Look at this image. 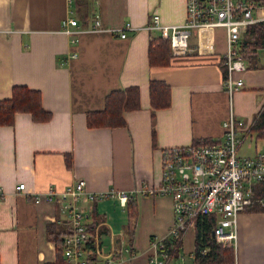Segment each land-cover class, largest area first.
Returning a JSON list of instances; mask_svg holds the SVG:
<instances>
[{
  "label": "crops",
  "instance_id": "1",
  "mask_svg": "<svg viewBox=\"0 0 264 264\" xmlns=\"http://www.w3.org/2000/svg\"><path fill=\"white\" fill-rule=\"evenodd\" d=\"M185 10L186 0H0V100L12 97L15 85H26L40 91L51 114L37 120L18 112L12 123L0 125V264L56 261L49 226L65 238L70 225L63 201L49 200L46 192L64 190L79 178L92 192L124 190L137 203L129 236L128 212L117 196L83 201L87 222L98 220L94 232L103 254L92 255L89 264H109L108 253L115 264H153V243L169 239L173 200L140 188L159 183L162 149L203 139L219 142L231 111L252 122L264 106L260 50L246 71L235 73L244 78V88L232 96L225 89L224 27L194 31L193 50L175 55L171 49L168 64H151L150 49L162 37L158 27L149 26L153 14L162 24H181ZM71 18L77 24L65 26ZM153 80L170 87L168 106L152 105ZM129 86L138 87L140 106L124 112L123 125L88 124V113L103 109L112 90ZM262 149L264 139L253 131L240 155ZM22 182L25 188L19 190ZM259 206L264 205L238 216L236 264H264V209ZM195 248L196 229L190 228L183 252Z\"/></svg>",
  "mask_w": 264,
  "mask_h": 264
},
{
  "label": "built area",
  "instance_id": "2",
  "mask_svg": "<svg viewBox=\"0 0 264 264\" xmlns=\"http://www.w3.org/2000/svg\"><path fill=\"white\" fill-rule=\"evenodd\" d=\"M185 11L186 19L181 24H162L160 15L154 13L149 26L158 27L162 37L170 40L175 55L193 50L189 40L194 31L224 27L228 37V48L224 53V87L231 96L243 89L244 78L235 75L248 69L242 40L251 24L264 20V15L259 13L264 11V0H186ZM95 22L100 24L99 19ZM63 23L65 26L75 25L77 20L66 19ZM120 36L125 37L126 32L122 30ZM207 47L213 50L215 44L209 42ZM255 119L246 122L231 111L223 122L224 136L221 141L162 149L159 183L143 186L140 191L147 195H168L172 198L174 222L169 230V239L174 244L167 247L169 239L155 241L156 253L151 256L153 264H196V248L189 254L193 263H187L183 241L190 228L196 229L198 218L206 215L216 216L212 230L216 242L231 245L236 250L240 212L257 204L264 205V197L255 195L256 185L264 184V149L255 155H240L242 145L253 132ZM24 184L20 183L18 189H24ZM46 194L49 200L58 196L67 211L70 230L65 237V257L68 264H89L92 255H103L97 233L94 232V252L91 253L86 246L90 232L83 201L117 196L125 205L130 197L124 190L92 192L87 189L84 178L68 184L64 190L51 189ZM37 198L39 200V196ZM123 245L124 251L130 253L131 249L125 241ZM178 249L180 252L176 256ZM199 250L206 254L209 249L201 247ZM112 255H104L109 264H115Z\"/></svg>",
  "mask_w": 264,
  "mask_h": 264
},
{
  "label": "trees",
  "instance_id": "3",
  "mask_svg": "<svg viewBox=\"0 0 264 264\" xmlns=\"http://www.w3.org/2000/svg\"><path fill=\"white\" fill-rule=\"evenodd\" d=\"M244 58L248 65L255 57L258 50L264 48V20L251 24L242 40ZM171 56L170 40L159 37L157 45L150 49L151 64L165 65L169 63ZM150 94L152 105L156 108L166 107L171 103L170 87L164 81L153 80L150 84ZM106 98L105 106L101 110H95L88 113V124L91 126H117L125 123L124 112L136 109L140 106V93L137 86H129L125 89L112 90ZM18 112H30L37 120L49 119L51 114L43 107L41 93L37 89L26 85H15L13 87L12 97L0 100V125L10 124L14 121L15 114ZM253 131L257 137L264 139V106L258 113ZM209 139L198 140L194 144L213 143ZM256 196L264 197V184L256 185ZM129 217L128 235H132L135 220L137 218V203L132 196L127 199L125 204ZM255 208H263L255 207ZM254 209V208H253ZM94 218L88 224L90 237L86 243L91 253L94 252L95 239L94 227L97 223ZM216 222V216L206 215L198 218L196 227V264H235L236 252L231 245L217 243L212 235V230ZM52 225L49 226V235L54 237L57 245V259L55 262L47 264H68L65 257V238L61 233L54 235ZM174 244L173 240L167 241V247ZM201 247H207L206 254L200 252ZM180 249L177 250L176 256Z\"/></svg>",
  "mask_w": 264,
  "mask_h": 264
},
{
  "label": "rangeland",
  "instance_id": "4",
  "mask_svg": "<svg viewBox=\"0 0 264 264\" xmlns=\"http://www.w3.org/2000/svg\"><path fill=\"white\" fill-rule=\"evenodd\" d=\"M262 11H259V13H261ZM260 51L262 52V53H264V48L263 49H260ZM184 254H186L187 255V258L189 257V251L187 250V252H183ZM193 260V259H192ZM192 260H187V262L189 261V262H193Z\"/></svg>",
  "mask_w": 264,
  "mask_h": 264
},
{
  "label": "water",
  "instance_id": "5",
  "mask_svg": "<svg viewBox=\"0 0 264 264\" xmlns=\"http://www.w3.org/2000/svg\"><path fill=\"white\" fill-rule=\"evenodd\" d=\"M213 236H214V232H212Z\"/></svg>",
  "mask_w": 264,
  "mask_h": 264
}]
</instances>
